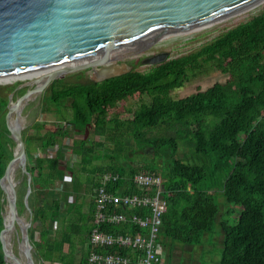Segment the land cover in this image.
Returning a JSON list of instances; mask_svg holds the SVG:
<instances>
[{"label": "trees", "instance_id": "trees-1", "mask_svg": "<svg viewBox=\"0 0 264 264\" xmlns=\"http://www.w3.org/2000/svg\"><path fill=\"white\" fill-rule=\"evenodd\" d=\"M214 70L228 74L229 78L181 98L172 96L174 89ZM53 83L43 95L46 109L55 106L62 114V106H69L74 130L87 135L92 130L100 137L111 139L112 143L96 139L86 148L82 142L83 158L87 150L98 155L97 158L108 159L93 171V201L98 178L105 171L126 178L139 171L162 176L168 203L159 232V240L168 251L162 264H169L174 243L200 245L205 234L213 232L220 213L217 191L222 192L228 203L240 207L236 219L229 212L233 223L219 222L224 247L219 264H264V10L199 49L151 65L145 71L133 68L101 82L88 79L65 84L63 79H57ZM8 88L12 91L14 86ZM24 92L25 89L18 91L20 95ZM135 96H139V102L136 108H128L131 117L123 119L119 112L111 114L120 102ZM7 104L8 97L0 96V179L13 158L15 146L6 123ZM37 125L40 129L47 126V131L38 136H28L24 131L27 152L35 139L45 148L71 134L68 126L58 128L46 122ZM157 127H163L164 133L146 137L147 130ZM131 136L142 145L140 149L148 152L150 148L157 158L167 156L168 163L162 165L156 159L141 165L125 162L130 157H122V152L131 147ZM108 143L114 146L113 150L117 149L120 158L111 151V155L95 152ZM180 147H189L196 162L178 157ZM62 158L59 149L54 157L28 165L32 187L47 196L38 206H33L29 198L33 221H39L45 228L39 241H34L30 230L36 253L44 264H52L49 257L56 250L62 254V243L66 240L65 235L57 241L49 237V225L57 218L59 207L48 194L52 195L49 189L64 176ZM126 178L109 188L118 193L142 192ZM26 181L25 177L23 183ZM3 196L0 186V232L4 227ZM18 206L22 213L26 208L23 199ZM94 208L93 202L92 220ZM106 229L119 232L128 228ZM88 253L79 264H85ZM60 263L76 264L65 257H61ZM0 264H5L1 240Z\"/></svg>", "mask_w": 264, "mask_h": 264}, {"label": "water", "instance_id": "water-1", "mask_svg": "<svg viewBox=\"0 0 264 264\" xmlns=\"http://www.w3.org/2000/svg\"><path fill=\"white\" fill-rule=\"evenodd\" d=\"M258 1L0 0V87L21 81L8 98L6 123L15 146L0 179L4 194L0 240L5 264H25L20 253L9 251L5 239L6 233L17 232L18 227L20 252L27 264H37L30 237L32 174L23 114L27 104L37 95L41 100L53 81L74 71L87 70L89 78L97 82L127 73L132 66L126 58L248 10ZM169 58V52L163 51L145 57L142 63L156 65ZM15 164L21 171L20 179L11 173ZM24 176L28 218L18 206L17 187Z\"/></svg>", "mask_w": 264, "mask_h": 264}, {"label": "rangeland", "instance_id": "rangeland-1", "mask_svg": "<svg viewBox=\"0 0 264 264\" xmlns=\"http://www.w3.org/2000/svg\"><path fill=\"white\" fill-rule=\"evenodd\" d=\"M263 10H264V3L240 15H236L232 18H229L228 20L218 22L210 26H206L202 29L189 33L185 36L172 40L163 45L150 47L149 49H147L142 53H139L137 55H132L126 58L125 61L132 66V69L135 68L140 71H145L151 67V65L149 64L142 63V59H144L145 57L163 51H168L171 58L188 54L190 52L199 49L202 45L213 40L221 33L228 30L229 28L234 27L238 23L250 20L254 16L261 13ZM86 73H87L86 70L74 71L66 74L62 79L65 84H70L78 81L86 82L88 79H90L88 73L86 77L85 75ZM228 78H229L228 74H225L220 70H214L207 75H200L192 79L191 81L186 82L185 85L180 88L174 89L172 91V96L175 98H181L190 95L199 89L202 90L207 89L216 82H224ZM18 83H15L11 86L0 87V96L9 98V94L11 93V91L8 87L15 86ZM55 83H51L44 90L43 95L45 94L46 91L50 90L51 87L55 85ZM19 95L20 94L18 95L15 94L14 98H16ZM43 95L41 100L38 95L37 97L35 96L34 99H32L24 109L23 114L26 117V128L24 131H26V134L31 129L30 126L32 123H44V122H46L47 125L49 126L54 125L58 128H60V126L62 127L68 126V129H70L72 133L74 130V127L70 122L73 116L72 109L69 106H62V114L61 113L59 114L55 106H52L51 109H46L47 103L45 102V100H43ZM59 102L61 103V100ZM138 102H139V96H135L132 99H129L124 102H120L118 106L112 109L110 112L111 114L115 112H119L120 117H122L123 119L129 118L131 117V112L128 111V108L131 109L136 108ZM164 131L165 130L163 127H157L153 130H147L146 137L155 136V135L158 136L163 134ZM78 134L79 137H77V139H74V144L77 145V147L80 148L81 151H83L82 150L83 143H85V148H86L87 146H90L92 143H94L93 141L96 139H105L107 142L112 143L111 139L100 137L96 135L92 130L88 135L84 131L79 132ZM68 136H70V134ZM70 137L72 138V135ZM130 138H131V147L126 149L124 152H122V157L124 156L125 158L127 155H129L130 157V159L127 157L125 159V162H132L135 165H141L144 162H149L156 159L162 165L168 163L169 158L167 156L157 158L155 157L153 151L150 148H147L148 152H145L142 149H140L142 145L138 141L134 140L132 136ZM63 139L64 137L62 138V141ZM71 145H73V140ZM113 148L114 146H111L108 143L99 146V148H97L95 152L98 153L99 155H104V154H108L111 151L112 154L117 159L120 158L118 156L119 153L117 149L115 151V149L113 150ZM109 154L111 155V153ZM177 156L184 160H190L191 162H196L197 159L189 147H180ZM100 161L101 162L105 161L104 163H107L108 159L104 158L103 160L100 159ZM81 164H82L81 162L78 164L75 163V169L77 171H80ZM85 168L89 169L90 167L86 166ZM21 177H22L21 171L20 169H18L16 178L20 179ZM25 177L26 176L23 177V180H25ZM92 177L93 176L91 173H90V177L86 174H82L81 175V178H83L82 183L79 189H76L74 192L77 193L74 196L75 198L79 196L82 198L83 201L82 204H80L79 200H77L73 204H69L66 207V209H64L65 208L64 207L63 209L58 210L57 219H58L59 227L54 230L55 235H53L52 240L54 241L61 240V238H63L64 235H65L64 238H66V240L62 243V248H61L62 254L57 250L56 252L51 253L52 255L49 258H51L52 264H58L57 261L60 262L61 257H65L68 260H75V262L77 263L79 259L78 258L79 254L85 250L87 233L91 228V222L89 220L90 219L89 206H90V198L92 197V190L90 188L89 183ZM22 185L23 184H21L20 186ZM215 197L220 206V213L218 218L216 219V224L213 232L205 234L203 243L200 245H185L181 243H174L172 245V251H171L172 258L169 264H219L222 251L224 248L223 233L221 231L219 222L222 220H227L230 223H233L234 221L233 218L236 219L239 215L240 207L228 203L221 191L215 192ZM21 199L22 197H20L19 195L18 202L21 201ZM230 211H232L233 213L232 214L233 218L229 216ZM21 214L24 215L26 218H28L30 215L26 208H24ZM31 229L33 230L32 233H33L34 241L40 240L41 239L40 231L44 229V226L39 221L36 222L33 221L32 226L30 227V230ZM20 236L21 233L18 227V230L14 234L12 239L13 248H15L13 250L16 254L20 253L19 250ZM165 254L167 256L168 251H166ZM34 256L37 264H44L37 255L36 249Z\"/></svg>", "mask_w": 264, "mask_h": 264}, {"label": "built area", "instance_id": "built-area-1", "mask_svg": "<svg viewBox=\"0 0 264 264\" xmlns=\"http://www.w3.org/2000/svg\"><path fill=\"white\" fill-rule=\"evenodd\" d=\"M63 143L71 145L72 138L64 137ZM123 178L126 177L110 171L98 178L85 264H162L166 250L159 232L168 206L163 178L139 171L126 179L141 193H118L109 188ZM109 226L128 229L109 231ZM133 228L135 232L130 231Z\"/></svg>", "mask_w": 264, "mask_h": 264}, {"label": "crops", "instance_id": "crops-1", "mask_svg": "<svg viewBox=\"0 0 264 264\" xmlns=\"http://www.w3.org/2000/svg\"><path fill=\"white\" fill-rule=\"evenodd\" d=\"M30 130L27 133L28 136H34V135H40V133H44L45 131H47V126L43 127L40 129V127L37 125V123H32L30 126ZM79 132H77L76 130H73V132L70 134V136L72 135L73 139H77V137H79ZM88 147V146H87ZM60 149V151L63 154V158L61 161V165L63 167V169L65 170L64 172V176L62 179H58L55 181V185L53 188H50L49 191L51 192L52 195L48 194L49 196H52V199L55 200V204L58 205V209H66V207L69 204H73L74 202H76L77 200H79V203L82 204V198L77 197L75 198L74 196L77 193H74L76 189H79L83 178H81L82 174H86L90 177V173L92 174V178H94V174L93 171L101 166V165H105L106 163H104L105 161H100V159H104V158H97V156H95L96 154H94L93 152H88L87 150H85L84 152V158L81 155V150H79V148L77 147V145L74 144L73 141V145H69L66 146L63 141L62 142H58L55 145H50L48 147L43 148V146L41 145L39 140H34L31 145H30V151L28 152V155L30 153L29 156V164L31 165H35L37 163V161H43L44 159H48V158H52L54 157L58 150ZM73 155V157H72ZM87 156H89V159L87 160ZM93 157H96L95 159ZM82 163L81 169L80 171H77L75 169V163ZM89 166V169H86L85 167ZM33 180V178H32ZM23 179L21 180V182L18 185V196L20 195V197H22L23 201H24V197L27 191V181L26 184L23 183ZM87 183V181H86ZM91 183H92V179H90V188H91ZM21 184H23L22 186H20ZM33 186V185H32ZM33 190H36V194H33ZM47 196H43V194L41 192H39L38 188H33L32 187V193L30 195V199H32V205L33 206H38L40 205ZM93 194L92 197L90 198V206H89V215L91 216V211L93 208ZM90 222H91V227H92V218L90 217ZM58 219L55 218L54 221L49 225V237H53L54 234V230L56 228H58ZM45 229V228H44ZM91 229V228H90ZM42 230L40 231L41 234ZM89 233V231H88ZM88 233H87V237H86V244H85V250L79 254L78 256V262L76 264H79L80 260L83 258V256H85L88 253ZM41 237V235H40ZM39 241V240H37ZM77 258V257H76ZM58 264L60 262H57Z\"/></svg>", "mask_w": 264, "mask_h": 264}, {"label": "bare ground", "instance_id": "bare-ground-1", "mask_svg": "<svg viewBox=\"0 0 264 264\" xmlns=\"http://www.w3.org/2000/svg\"><path fill=\"white\" fill-rule=\"evenodd\" d=\"M264 3V0H259L255 5H253L250 9H248V10H245V11H243V12H240V13H238V14H235V15H233V16H231V17H228V18H226V19H223V20H221V21H219V22H222V21H225V20H228L229 18H232V17H234V16H236V15H240V14H242V13H244V12H246V11H249V10H251V9H253V8H255V7H257V6H259V5H261V4H263ZM216 23H218V22H216ZM215 24V23H214ZM212 25V24H211ZM210 26V25H209ZM38 75H40V74H38ZM33 77V76H32ZM17 171H18V168H17V165L15 164L14 165V167H13V169H12V171H11V173L13 174V175H17ZM5 216H6V220H7V222H8V218H9V215H8V212H6L5 213ZM92 228V227H91ZM16 232L13 230V231H10V232H8V233H6L5 234V239H6V241H7V246H8V248H9V251H11V253H13L14 252V250L13 249H15V248H13V241H12V239H13V236H14V234H15ZM32 241V240H31ZM33 244V243H32ZM20 258H21V261L23 262V263H25V264H27L26 263V260L24 259V254L22 253V252H20Z\"/></svg>", "mask_w": 264, "mask_h": 264}, {"label": "flooded vegetation", "instance_id": "flooded-vegetation-1", "mask_svg": "<svg viewBox=\"0 0 264 264\" xmlns=\"http://www.w3.org/2000/svg\"><path fill=\"white\" fill-rule=\"evenodd\" d=\"M86 71H87V70H86ZM85 75H86V77H87V73H86ZM18 84H19V83H18ZM18 84H16V85L14 86V88H15ZM26 89H27V88H25V91H26ZM15 94L18 95V94H19L18 91H17Z\"/></svg>", "mask_w": 264, "mask_h": 264}]
</instances>
